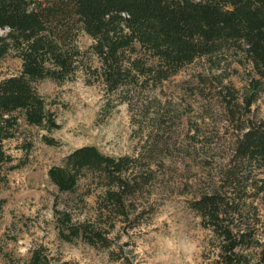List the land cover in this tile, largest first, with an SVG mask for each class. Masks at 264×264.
Returning <instances> with one entry per match:
<instances>
[{
  "label": "rangeland",
  "instance_id": "1",
  "mask_svg": "<svg viewBox=\"0 0 264 264\" xmlns=\"http://www.w3.org/2000/svg\"><path fill=\"white\" fill-rule=\"evenodd\" d=\"M91 45L79 33L78 48L86 53ZM20 71L15 52L0 60V80ZM85 72L34 84L58 129L19 120L14 137L3 142L11 162L3 165L0 185V264H31L35 252L46 264H210L218 239L193 208L205 194L243 200L264 224V191L258 189L264 166L235 154L238 138L264 120V82L246 108L249 82L258 76L240 52L224 48L167 81L140 79L114 92L86 83ZM83 146L136 161L126 176H140L142 184L125 197L123 214L106 200L97 174L82 177L71 194L50 182L49 169ZM64 216L75 227L93 228L100 239L66 241L60 235Z\"/></svg>",
  "mask_w": 264,
  "mask_h": 264
},
{
  "label": "trees",
  "instance_id": "2",
  "mask_svg": "<svg viewBox=\"0 0 264 264\" xmlns=\"http://www.w3.org/2000/svg\"><path fill=\"white\" fill-rule=\"evenodd\" d=\"M0 30L7 31L0 36V60L12 51L21 60L17 76L0 80V185L6 181L3 165L11 162L3 142L14 137L19 120L49 132L59 128L34 88L38 81L63 82L86 70V83L100 82L114 92L140 79L167 81L196 58L226 48L240 52L258 76L249 82L246 108L264 82V0H0ZM81 32L92 40L86 53L77 46ZM45 142L56 144L50 138ZM235 154L264 166V120L238 138ZM134 163L83 146L66 156L63 165L50 168L48 177L60 193L71 194L82 177L97 174L107 189L106 200L123 214L125 197L142 184L140 176H126ZM258 189L264 191V184ZM243 207L253 212L251 217ZM193 208L218 239L210 264H264V224L252 205L212 193ZM64 217L60 223L68 232L60 228V235L66 241L100 239L93 228L75 227ZM31 264L46 261L35 252Z\"/></svg>",
  "mask_w": 264,
  "mask_h": 264
}]
</instances>
